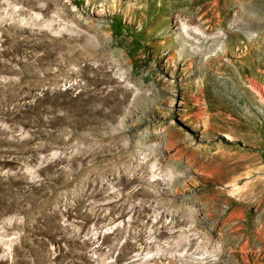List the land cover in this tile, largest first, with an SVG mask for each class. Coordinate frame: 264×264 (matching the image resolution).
I'll return each mask as SVG.
<instances>
[{
	"label": "rangeland",
	"instance_id": "rangeland-1",
	"mask_svg": "<svg viewBox=\"0 0 264 264\" xmlns=\"http://www.w3.org/2000/svg\"><path fill=\"white\" fill-rule=\"evenodd\" d=\"M0 264H264V0H0Z\"/></svg>",
	"mask_w": 264,
	"mask_h": 264
}]
</instances>
